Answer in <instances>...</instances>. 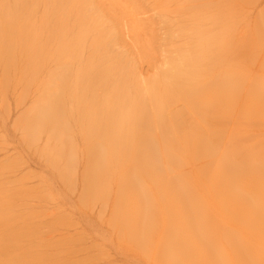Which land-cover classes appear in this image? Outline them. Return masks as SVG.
Returning <instances> with one entry per match:
<instances>
[{"label":"bare ground","instance_id":"obj_1","mask_svg":"<svg viewBox=\"0 0 264 264\" xmlns=\"http://www.w3.org/2000/svg\"><path fill=\"white\" fill-rule=\"evenodd\" d=\"M181 1L192 19L179 25L184 45L147 87L117 54L91 56L80 87L68 86L64 114L82 107L87 118L86 187L106 196L116 184L114 219L125 238L164 264H264V136L253 131L264 125V12L242 27L250 0ZM5 12L1 38L9 20L20 18ZM14 49H0L5 77L23 69L17 58L24 50ZM74 98L81 106L73 107ZM57 106H49L53 117ZM189 111L203 126L184 122ZM7 206L0 209V264H44L23 239L26 224Z\"/></svg>","mask_w":264,"mask_h":264},{"label":"rangeland","instance_id":"obj_2","mask_svg":"<svg viewBox=\"0 0 264 264\" xmlns=\"http://www.w3.org/2000/svg\"><path fill=\"white\" fill-rule=\"evenodd\" d=\"M180 3L0 0V28L8 22L3 12L20 17L9 20L11 29L0 37V49L24 50V58H17L22 70L9 69L8 64L5 77L0 67V209L9 204L15 217L22 218L27 226L23 239L36 246L35 255L47 259L44 264H164L125 238L122 224L114 219L116 184L106 196L87 190L88 156L82 133L87 118L80 113L82 107L73 115L63 110L70 95L68 86L80 87L78 78L91 56L124 55L144 87L167 69L170 55L176 54L187 36L179 25L192 22L181 12ZM242 9L240 25L252 27L264 12V0H250ZM33 50L38 52L36 60ZM78 102L81 106L80 99L74 98L73 107ZM51 105H58L57 117L49 113ZM178 108L180 104L174 111ZM192 116L190 111L184 114L187 125L203 126L196 114ZM234 119L232 127L237 124ZM253 131L256 137L264 136V125ZM60 135L68 140L61 141ZM228 135L224 133L223 143Z\"/></svg>","mask_w":264,"mask_h":264}]
</instances>
